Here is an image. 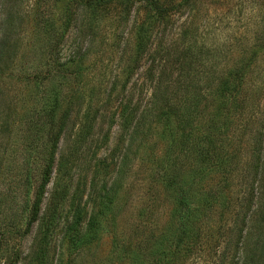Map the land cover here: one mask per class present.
Returning a JSON list of instances; mask_svg holds the SVG:
<instances>
[{
	"label": "rangeland",
	"instance_id": "rangeland-1",
	"mask_svg": "<svg viewBox=\"0 0 264 264\" xmlns=\"http://www.w3.org/2000/svg\"><path fill=\"white\" fill-rule=\"evenodd\" d=\"M157 1L164 19L148 0H0V264H239L241 249L259 252L264 0ZM155 90L181 103L198 92L197 117L156 121L165 102L145 108ZM90 101L94 119L82 118ZM133 112L147 117L136 132L137 114L123 120ZM58 161L76 187L51 230L42 214ZM118 170L97 230L72 244L70 206L86 202V219L91 185L113 184Z\"/></svg>",
	"mask_w": 264,
	"mask_h": 264
},
{
	"label": "trees",
	"instance_id": "trees-1",
	"mask_svg": "<svg viewBox=\"0 0 264 264\" xmlns=\"http://www.w3.org/2000/svg\"><path fill=\"white\" fill-rule=\"evenodd\" d=\"M83 3H85V7L90 8V7H96L99 4L100 0H82ZM148 5L149 8L156 14V16H158L161 19H164L168 16L166 7H163L162 5H160L158 3L157 0H148ZM158 52L160 53V57L163 55L164 51V47H158ZM162 72V71H160ZM154 79V77H153ZM164 79V75L162 73H159L158 76V81H161ZM160 82V83H161ZM159 85H163V83H161ZM160 87H156V89L158 90ZM157 90L154 91V94L152 95V100L153 102L151 104H149V106L145 107L147 109H150L152 106L155 108L158 104L159 101L163 100V102H165L166 104V108L164 110H162V112L160 111L157 115H156V121H160L163 122L165 124H172L174 122H176V118L177 115L182 112V111H186L189 112V115L192 113V117H197L198 113L197 112V108L200 105V101H201V97L198 94V92L196 93V95H194L193 97L190 98H183V103L179 102V101H175V102H170L167 98H165L164 93H159L157 94ZM111 92V90H110ZM109 92V94H110ZM226 93V92H224ZM82 96H83V92H77L75 94H73L70 98V100H72L75 104L81 106L82 104ZM163 96V98H162ZM199 96V97H197ZM162 98V99H161ZM223 105V103H222ZM224 106V105H223ZM93 104L92 101L89 102V104L87 105V107L85 108V112L82 113V118L88 117L90 116V111H93L92 109ZM127 107L126 109H124V115L127 113ZM152 107V109H153ZM133 108H130V111H133ZM136 109V108H135ZM151 109V110H152ZM137 110V109H136ZM151 110H149L151 112ZM178 110V113H177ZM94 112V111H93ZM137 114V113H136ZM136 114H134V112L132 113L131 117L129 116H125V118H123L125 123H130L132 120H134V116H136ZM91 119H94V117L91 115L90 116ZM183 117V116H182ZM180 116V118H182ZM147 117H145L144 115H139L137 114V118L136 120H134V124L132 126V130L133 132H136L138 130L139 124H143L146 123V119ZM181 120V119H180ZM67 124L65 123V126ZM80 126V125H79ZM78 126V127H79ZM88 126V125H87ZM81 131L78 133V137L74 140L76 141H80V143H82L84 140H86L90 133L93 130L92 126H88V128L86 127V130H81L78 129V131ZM134 134V133H133ZM210 140V139H209ZM186 141L182 142L183 144H185ZM211 150H214L213 148H211ZM50 161L53 162L54 161V157L53 155L50 156ZM57 167L55 168V174L53 177V182H52V188L49 192V197L47 198L45 203H48V206L46 208V211L42 214L43 217L46 218V229H48L49 227H51V230L55 228L56 224H57V220L59 218V216L62 214V208L65 204V199H68V197H71L72 194L74 193V189L70 190L72 187V184L74 183L72 180V176L67 175L66 171L68 170H64L63 168H61V162L58 161L57 163ZM69 172V171H68ZM120 171H117V179L113 182V184L110 185H106V183H103L102 185H94L92 184V193L89 196V201L90 203V210L89 213L87 214L86 219H84L83 214H84V207L86 206V202L83 203L82 206L77 207V209H74V211H72L71 206H70V219L69 222L66 226V229H68V231L71 232V238L70 241L72 244L76 243V244H82L83 242H85L84 239L88 238V233L93 232L94 230H97V226L99 223V219L101 218L103 212L105 209L110 208V206L112 205L113 202H111V197H115L117 192H118V188L120 186ZM50 176H52V168L47 167L44 170V173L42 175V179L39 183V185L36 187L34 194H33V198L31 201V205H30V221H34L36 220L38 213L40 212L41 208V204L43 203L44 200V193L46 185L49 181ZM115 177V178H116ZM74 185V184H73ZM179 187H177V185L175 184V182L169 178H167L166 182H165V189L167 190H173V191H177ZM181 189V188H180ZM80 201V200H79ZM88 204V203H87ZM181 211H183L181 209ZM198 212V209H188V214H187V210L183 211L181 214V218L183 219V217L185 218L184 220L187 221L188 220V215L189 216H196ZM186 213V214H185ZM185 214V215H184ZM68 220V219H67ZM257 225L261 226V224L258 222ZM259 234H257L256 239L259 243V252H253L250 250V253H246V251L244 249H241V252L238 253L237 255V260H239V264H264V234L262 231L258 232ZM248 254V256H247Z\"/></svg>",
	"mask_w": 264,
	"mask_h": 264
}]
</instances>
